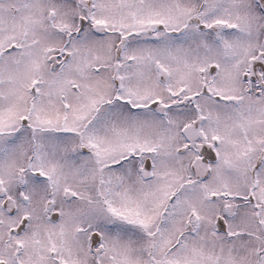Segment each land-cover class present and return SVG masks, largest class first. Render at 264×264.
Returning <instances> with one entry per match:
<instances>
[{
  "label": "snow or ice",
  "instance_id": "6c2138e0",
  "mask_svg": "<svg viewBox=\"0 0 264 264\" xmlns=\"http://www.w3.org/2000/svg\"><path fill=\"white\" fill-rule=\"evenodd\" d=\"M0 264H264V0H0Z\"/></svg>",
  "mask_w": 264,
  "mask_h": 264
}]
</instances>
